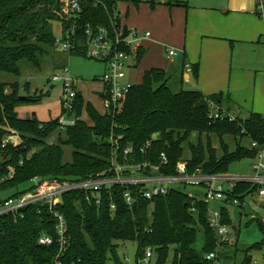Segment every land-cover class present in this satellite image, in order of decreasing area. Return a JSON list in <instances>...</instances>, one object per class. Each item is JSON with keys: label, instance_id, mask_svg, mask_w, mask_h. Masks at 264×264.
<instances>
[{"label": "trees", "instance_id": "1", "mask_svg": "<svg viewBox=\"0 0 264 264\" xmlns=\"http://www.w3.org/2000/svg\"><path fill=\"white\" fill-rule=\"evenodd\" d=\"M118 1H83L81 15L74 22L75 47L70 54H82L86 25L93 28L102 25L112 32L118 29ZM165 4L186 7V2L180 0H166ZM150 5L154 6V0ZM54 21L63 29L69 28L73 21L62 16L61 0H0V73L19 76L20 64L40 69L47 63L55 51ZM129 32L122 26L121 38ZM119 49L129 52L123 45ZM142 53L141 48L137 50L135 62ZM193 72L197 76V65L193 66ZM168 79L162 69L145 70L141 82L130 86L125 101L114 111L98 112L88 105V120L80 119L84 100L78 90L72 108L76 121L63 130L56 119L45 122L43 127L35 115L19 117L17 106L40 98L25 96L20 99L16 92L17 82H0V155L5 154L0 161V197L15 196L31 189L34 185L29 183L34 178L38 181L79 180L106 173L110 165L111 140L120 148L131 145L133 155L128 158L136 163L157 164L159 154L164 152L167 163L160 167L163 174L176 172L177 163L183 160V143L190 141L193 135L198 140L195 145L188 142L187 172L200 169L205 174H223L233 162L255 158L257 149L244 146L242 141L264 146L263 115L250 112L245 118L235 117L234 120L210 118L209 101L222 109V93L204 96L198 90L173 92ZM9 85L12 92L5 94V87ZM104 89L105 85L97 92L99 96H103ZM224 110L229 112L227 107ZM9 130L17 132L21 140L17 145L2 146ZM53 132H65L66 138L58 136L57 143H49L47 138ZM202 134L207 135L205 143L200 140ZM212 134L219 138V147L210 141ZM226 135L235 139L233 150L223 142ZM148 140L151 145L143 154L139 149ZM64 144L72 148L70 161H64L61 147ZM118 159L123 160L120 154ZM26 183L28 186L23 188ZM255 189L250 182H237L226 191L223 201L242 204ZM85 197L82 191H73L64 194L61 202L51 210L47 205H31L0 216V264H107L109 260L117 264L120 260L116 248L120 241L136 245V264H141L148 247L152 250L148 264L152 258L156 259L155 264H209L206 254L219 248L221 264H247L253 252L264 250L261 219L256 217L246 222L257 223L262 234L260 241L240 250L230 238L219 240L209 225L207 204L201 200L193 204L195 199L179 188L151 200L139 198L132 207L126 204L120 187L101 192L99 204ZM52 211L65 219L63 246L56 234L58 220ZM220 211V222L232 225L226 205H220ZM199 229L203 232V245L197 249L194 244ZM42 235L50 236L52 242L40 243ZM238 251L242 253L240 260L237 259Z\"/></svg>", "mask_w": 264, "mask_h": 264}, {"label": "rangeland", "instance_id": "2", "mask_svg": "<svg viewBox=\"0 0 264 264\" xmlns=\"http://www.w3.org/2000/svg\"><path fill=\"white\" fill-rule=\"evenodd\" d=\"M150 1L151 0H120L116 4V17L119 19V25L121 19V25L126 24L130 26L132 32H136L138 35H142L146 31L149 32L148 41H142L143 45H145V48L148 50L139 58L135 67L126 66L124 68L125 76L123 81L127 83H139L141 81L143 69H149L151 67L163 68L172 82L180 79V75L174 70V65L182 62L183 50H185L190 62H199L201 34H199L198 31L201 20L199 9H195V7L198 8V6L202 5L201 3L208 2V0H184L187 1L189 5L187 11L184 9V6L170 8L165 4L166 0H154V6L150 5ZM253 3L257 4L258 7H264V0H254ZM231 4L233 5L232 1ZM190 8L197 11L194 14L190 13ZM52 30L55 37L61 36V26L58 21L52 23ZM165 48L175 52L171 58H168ZM57 52L58 51L55 50L53 56L49 57L47 63L40 69L20 64L21 73L19 76L5 72L0 73V82H10V84L11 82H17L19 89L16 92L19 96L40 98L39 101H29L20 104L16 108V113L22 118L34 116V113L43 127L44 123L47 121L56 119L58 123L59 118L62 116H73L72 109L66 113L64 109L61 108V98L64 94L66 79L76 82V89L80 91L84 100L80 119L88 120V105H91L98 112L103 111L96 95L103 86L99 78L104 72L103 63L98 59L88 57L84 54ZM195 57H198V59H195ZM62 65L65 66V68ZM55 75L59 79L53 80L52 77ZM127 79L129 80L127 81ZM183 81V89L192 88L194 85L193 76L190 77L189 80L186 81V79H183ZM188 81L189 84L187 83ZM11 92L12 88L10 85L5 87V94H10ZM230 112H233L235 117L245 118L241 116L243 114L237 111ZM0 128L2 129L1 126ZM63 129L60 128V130ZM6 130H8V127H6ZM8 132L5 138L11 135L10 138H12L13 141L21 140L17 132H13L12 130ZM58 136L62 139L66 138L65 132H53L47 138V142L57 143ZM207 139L206 134H202L200 137V140H203L204 143ZM209 139L214 146H220L219 138L215 135H209ZM197 140L198 137L193 135L188 142L195 145ZM234 140V137L231 135L223 137V142L228 145L229 150L234 149ZM188 142L183 143L184 161L190 157V146ZM242 142L244 146H249L250 144L247 140H243ZM61 147L64 161H70L72 154L71 146L69 144H64L61 145ZM3 156H5V154L0 155V161ZM254 161L255 160L251 158H243L239 161H235L229 166L226 175L249 176L252 174L251 166ZM8 170L12 172L11 167H9ZM32 184H35L33 180L29 185ZM23 185V188L28 186L27 183ZM177 187L182 192L196 198H201L204 194V188L202 186L179 185ZM226 188L227 186L224 185L223 190H226ZM223 204L226 205L232 222V225H229L230 229L227 227L228 232L226 233V237L228 239L230 238V241L235 242L240 250L260 241L262 234L257 223L253 220L248 224H246V222L256 217L264 222V198L258 197L256 194H251L244 199L242 204L239 202L233 205L230 203L225 204L223 200L211 201L209 203L211 208H217ZM232 226H235L236 229H232ZM202 245L203 232L199 229L194 247L200 249ZM116 253L120 260L117 264H136V245L134 243L130 241L118 242ZM263 255L264 250L261 252H253L252 261L255 262V264L264 263ZM241 258L242 253L238 251L237 259L240 260ZM155 262L156 259L152 258L150 264H155ZM107 264L115 263L109 260Z\"/></svg>", "mask_w": 264, "mask_h": 264}, {"label": "built area", "instance_id": "3", "mask_svg": "<svg viewBox=\"0 0 264 264\" xmlns=\"http://www.w3.org/2000/svg\"><path fill=\"white\" fill-rule=\"evenodd\" d=\"M84 0H61V14L71 21V26L63 29L61 26V36L55 39V50L58 52H71L75 47L74 22L81 15L82 3ZM85 41L82 47V54L98 59L104 64V72L99 77L103 85H105L103 96H100V103L103 111H114L125 101L129 88L132 85L123 81L124 68L128 65L131 57L134 56L140 48V42L143 38L149 36V32L137 34L130 30L129 34L121 38L122 25L120 23L118 29L114 31L108 30L102 25L96 28L86 25ZM123 45L129 48V52L119 49ZM174 51L169 49L168 55H174ZM65 68V66H64ZM187 71H190L188 65L185 66ZM67 70V69H65ZM53 80L59 79L56 75ZM65 90L61 98V108L68 113L74 104V99L78 90L76 82L65 80ZM62 109V110H63ZM209 117L213 119L234 120L235 116L231 112L219 109V106L214 101H209ZM76 117L62 116L58 120L59 128L63 129L66 126H71L75 123ZM6 137L2 141V146L6 144L17 145L19 140ZM112 142V151L110 156V165L106 173L87 176L79 180H57L47 179L38 181L34 178V186L18 195L0 197V216L18 212L20 209L31 206H45L50 210L52 207L61 202L62 196L73 191H82L87 200L94 199L96 204L100 203V194L104 190H111L113 187L123 189V199L129 207H132L139 198L148 200L159 195H165L170 190L178 188L179 185H197L204 188V194L201 198L193 197V204L196 200H201L207 204V212L209 225L216 231L219 240L227 241L226 233L229 226L220 222L221 211L220 206L211 208V201H221L226 198V191L231 189L237 182H250L256 186L253 194L264 198V146H259L255 142H250L249 147L256 148V156L254 163L251 166L252 174L249 176H228L223 174H205L200 169L194 172L186 171V162L184 160L177 163L176 172L174 174H163L160 172V167L167 163V157L164 152L159 154V163L153 164L149 161L136 163L128 157L133 155V147L127 145L120 148L115 140ZM151 141H146L139 149L143 154L149 149ZM121 155L122 161H119L118 155ZM11 173V172H10ZM226 185V190L223 186ZM235 202V201H234ZM114 208V203L111 204ZM194 211L195 207H191ZM57 218L56 234L59 237V243L63 246L66 242L64 236L66 232L65 219L62 214L52 211ZM230 229V228H229ZM42 244H50L52 238L48 235H42L39 238ZM220 245V244H219ZM220 249V248H219ZM219 249L209 252L205 258L209 264H221L218 259ZM152 250L148 247L145 249V256L140 261L141 264H148ZM247 264H255L252 260ZM261 264H264L261 262Z\"/></svg>", "mask_w": 264, "mask_h": 264}, {"label": "crops", "instance_id": "4", "mask_svg": "<svg viewBox=\"0 0 264 264\" xmlns=\"http://www.w3.org/2000/svg\"><path fill=\"white\" fill-rule=\"evenodd\" d=\"M184 2L186 7L182 8L187 11L189 5L187 1ZM253 2L254 0H208L198 8L193 6L199 9L201 20L198 31L201 34L199 62H190L183 50L182 62L174 65L180 79L172 82L168 76V85L173 92L183 89V79L187 81L193 76L194 85L192 88H185L186 90H198L204 96L222 93L223 110L227 107L229 112L237 111L243 117L250 112L264 116V7H258ZM196 11L191 9L190 13L194 14ZM122 26L131 30L126 24ZM147 39L148 37L143 38L140 42L143 53L148 49L142 41ZM168 50L165 48L168 58H171ZM137 63L132 56L127 67H135ZM186 65L192 71H187ZM195 65L197 76L193 72ZM145 70L148 68L143 69L142 74ZM96 95L101 106L100 96L98 93Z\"/></svg>", "mask_w": 264, "mask_h": 264}, {"label": "water", "instance_id": "5", "mask_svg": "<svg viewBox=\"0 0 264 264\" xmlns=\"http://www.w3.org/2000/svg\"><path fill=\"white\" fill-rule=\"evenodd\" d=\"M19 98H20V99H23L24 96H19ZM33 115H35V114L33 113ZM232 228L235 230V226H233Z\"/></svg>", "mask_w": 264, "mask_h": 264}]
</instances>
